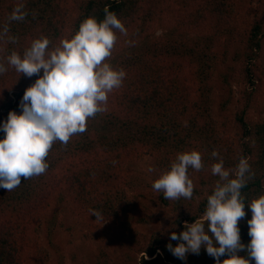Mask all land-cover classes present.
<instances>
[{
    "label": "trees",
    "instance_id": "16d2710c",
    "mask_svg": "<svg viewBox=\"0 0 264 264\" xmlns=\"http://www.w3.org/2000/svg\"><path fill=\"white\" fill-rule=\"evenodd\" d=\"M21 4L27 13L24 21H9ZM263 10L264 0L256 4L252 0H0V32L9 27L8 36L0 39V63L8 69L0 75V124L10 111L21 114L24 91L39 78L19 76L8 66L6 57L12 52L22 55L41 37L48 38L49 51L54 50L61 40L71 39L85 19L99 22L108 13L115 14L127 31L126 35L117 31L107 61L126 73L122 86L109 93L107 110L90 118L87 130L74 135L67 146L53 145L45 174L21 178L13 191L0 188V264H50L40 227L52 202L56 226H64L68 214L89 227L106 222L96 232L120 246V259H115L121 264H131L134 253L143 254L135 264H216L204 248L182 261L166 245L179 243L170 235H179L185 224L205 222L207 198L219 179L211 167L221 159L224 168L232 170L231 178L241 158L247 159L253 173L241 189L246 215L238 223L241 243L247 246L251 239L247 221L252 215L247 204L264 195V121L246 117L258 84L255 63L264 39ZM240 20L244 31L238 30ZM8 37H15L16 43ZM213 78L229 97L231 84L244 85L236 105L241 112L231 120L237 124L236 137L224 124L227 102L219 109L221 120L209 114ZM4 136L0 131V139ZM191 151L200 153L204 165L200 171L188 170L194 184L192 198L166 200L158 192L159 226L147 243L138 246L128 238L131 207L125 167L150 154L162 175L178 154ZM91 210L99 211L103 221L95 220ZM238 255L248 259L246 252ZM107 256L101 250L90 264H104L111 260ZM228 258L220 257L221 264Z\"/></svg>",
    "mask_w": 264,
    "mask_h": 264
},
{
    "label": "clouds",
    "instance_id": "9594fccd",
    "mask_svg": "<svg viewBox=\"0 0 264 264\" xmlns=\"http://www.w3.org/2000/svg\"><path fill=\"white\" fill-rule=\"evenodd\" d=\"M23 9L22 4L16 6L9 21H24L27 13ZM117 31L127 34L115 14L108 13L99 22L90 17L80 24L71 39L61 40L54 50L49 51L51 41L41 37L22 55L12 52L6 57L7 65L19 76L39 78L24 91L19 103L21 114L10 111L7 121L0 124V131L5 133L0 139V188L13 191L20 186L21 178L28 180L45 174L49 168L46 158L53 145L60 142L67 146L74 135L87 130L90 118L107 110L109 93L120 88L126 77L122 69L115 70L107 62L118 40ZM8 33L9 27L5 25L0 39ZM8 39L16 43L15 37ZM7 70L0 63V75ZM212 156L217 157L218 153L213 151ZM203 167L200 153H180L170 169L153 182L152 188L166 200L191 199L194 184L188 170L200 171ZM148 171L154 169L149 167ZM211 173L219 179L207 198L205 222L185 224L179 235L172 232L170 239L179 243L175 247L166 245L168 251L182 261L187 254L199 255L204 248L216 264H221L220 257L225 255L229 258L222 264H249L250 260L264 264V195L247 204L252 214L247 221L251 238L247 246L241 243L238 227L246 215L241 189L253 175L247 159L239 160L234 178L232 170L224 168L222 159L212 165ZM91 216L103 221L99 211L91 210ZM240 252H246L248 259L240 257Z\"/></svg>",
    "mask_w": 264,
    "mask_h": 264
},
{
    "label": "rangeland",
    "instance_id": "374dc122",
    "mask_svg": "<svg viewBox=\"0 0 264 264\" xmlns=\"http://www.w3.org/2000/svg\"><path fill=\"white\" fill-rule=\"evenodd\" d=\"M252 3L256 4V0H252ZM262 14H264V10ZM244 26L245 23L241 22L238 30L244 31ZM262 32H264V29ZM159 33L160 31L157 34ZM256 56L255 74L258 84L252 94L246 117L254 121H264V39ZM224 68H226V64L221 65V69ZM211 84L215 88L207 99L209 114L213 119L221 120L219 109L222 103L227 102L224 111L227 118L224 124L231 126L230 135L236 137L237 124L231 120L235 114L241 112L239 108H236V105L237 100L241 99L244 85L231 84L229 97L219 89L214 78ZM149 167L153 168L154 171L149 172ZM124 176L126 180L125 192L130 200L131 207L127 221L128 238L142 247L149 241L151 234L159 226V216L155 205L158 192L153 190L152 184L161 176V173L154 158L150 154H142L139 158L127 164L124 169ZM55 207L56 204L52 202L47 209V219L42 222L40 227V240L48 254L50 264H59L60 262H63V264H90L91 257L98 255L101 250L105 253L108 252V256L111 257V260L104 264H121V261L115 259L116 257L120 259V246L113 240L108 239L107 241L100 238V234L96 232L102 226V223L95 224L97 228L89 227L81 221L75 222L68 214L65 219L66 224L56 226L53 218ZM55 234L58 235L57 238ZM121 238L124 237L121 236ZM50 241L51 243H49ZM133 255L135 259L131 264H135L143 254L134 253Z\"/></svg>",
    "mask_w": 264,
    "mask_h": 264
}]
</instances>
